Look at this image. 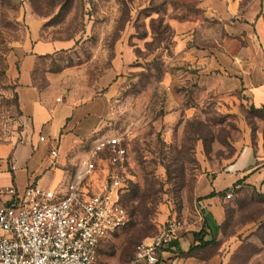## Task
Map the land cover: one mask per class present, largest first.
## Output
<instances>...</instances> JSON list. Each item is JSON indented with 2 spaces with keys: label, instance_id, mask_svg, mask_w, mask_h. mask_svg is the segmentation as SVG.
<instances>
[{
  "label": "rangeland",
  "instance_id": "374dc122",
  "mask_svg": "<svg viewBox=\"0 0 264 264\" xmlns=\"http://www.w3.org/2000/svg\"><path fill=\"white\" fill-rule=\"evenodd\" d=\"M241 2L245 7L252 0ZM200 4L0 0V145L28 144L45 135L33 130L17 93L34 44L33 20L42 24L40 41L60 48L38 60L34 85L40 91L53 85L56 97L74 108L94 104L99 135L119 131L130 136L133 179L124 199L131 218L101 245L99 264H130L138 246L151 243L175 217L185 228L191 226L196 217H203L202 185L209 186L223 173L246 143L264 147V111H256L248 97L169 83L170 75L185 69L175 61L170 22L200 15ZM52 141L29 144L36 163L0 181V205L10 199L8 189L23 193L28 182L36 183L31 177L41 173L44 163L53 166L54 161L47 160ZM80 146L78 152L84 155L92 145L85 141ZM8 153L0 147V163L7 161ZM14 177L19 180L16 186ZM136 190L139 199L132 200ZM233 190L234 198L223 200L225 216L214 243L193 253L178 252L167 264H264V191Z\"/></svg>",
  "mask_w": 264,
  "mask_h": 264
},
{
  "label": "crops",
  "instance_id": "0c3cea01",
  "mask_svg": "<svg viewBox=\"0 0 264 264\" xmlns=\"http://www.w3.org/2000/svg\"><path fill=\"white\" fill-rule=\"evenodd\" d=\"M200 1V15L170 22L175 32V61L178 67L184 66L185 69L182 73L170 75L169 83L172 86L193 83L204 93L240 94L248 97L255 109H264V0H252L245 7L241 0ZM32 24L34 44L29 46V55L19 75V104L24 115L32 120L33 130L46 137L45 142L39 138L30 143L47 144L53 140L48 144L49 154L56 147L59 157L53 160L47 156V160L54 161L53 166H45L42 160L41 173L31 177L36 183L28 182L25 189L35 184L62 193L81 160L87 157L88 151L84 155L78 152L80 145L86 141L90 147L97 136V111L94 104L74 108L67 102L59 103L61 98L56 97L58 91L53 85L44 91L34 85L33 71L38 60L60 48L57 43L40 41L42 24L36 20ZM213 24L219 30L211 28ZM64 96H67L66 92ZM30 143L0 145L9 149L7 161L4 159L0 163V181L19 168L36 163ZM17 183L19 180L14 177L13 184L16 186ZM234 188L264 191L263 144L243 145L223 173L217 175L209 186L202 185L199 205L204 211L203 217H196V222L184 229L177 250L170 251L162 264H167L178 252L188 251L195 242L194 233L203 229L205 221L214 235L217 234L225 216L222 203L226 195L223 193ZM212 194L213 197L208 198ZM6 201H1L0 207Z\"/></svg>",
  "mask_w": 264,
  "mask_h": 264
},
{
  "label": "built area",
  "instance_id": "2783aa9c",
  "mask_svg": "<svg viewBox=\"0 0 264 264\" xmlns=\"http://www.w3.org/2000/svg\"><path fill=\"white\" fill-rule=\"evenodd\" d=\"M99 133L65 192L35 184L23 193L7 190L10 199L0 207V264H99L101 245L130 222L122 198L133 179L128 133ZM49 157L58 159L59 150L52 148ZM233 198L230 190L226 200ZM184 229L179 218L171 219L151 243L138 246L130 264L164 263Z\"/></svg>",
  "mask_w": 264,
  "mask_h": 264
},
{
  "label": "trees",
  "instance_id": "16d2710c",
  "mask_svg": "<svg viewBox=\"0 0 264 264\" xmlns=\"http://www.w3.org/2000/svg\"><path fill=\"white\" fill-rule=\"evenodd\" d=\"M256 111H264V109H261V110H257L256 109ZM240 183L241 182H239L238 185ZM129 184H130V181H128L126 191L128 190ZM229 191L230 190L225 191L224 192L225 195ZM125 193L123 194L122 204H123V206L127 210V207L125 206V199H124ZM211 197H213V194L211 196H209L208 198H211ZM135 199H139V193H137V190H136V192H134V196H132V200H135ZM128 214H129V212H128ZM129 217L131 218L130 214H129ZM208 237H212V238L211 239L210 238L208 239ZM194 240H195V242L191 246L189 253H193L196 250L205 248V247L209 246L211 243H214V241H215V235H214L213 231L209 228L207 221H205L204 227H203V229L200 232L194 233ZM180 253H184V252L180 251L179 254Z\"/></svg>",
  "mask_w": 264,
  "mask_h": 264
}]
</instances>
